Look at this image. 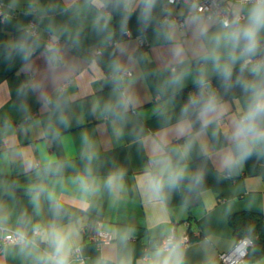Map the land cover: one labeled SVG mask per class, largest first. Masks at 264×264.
<instances>
[{"label":"crops","instance_id":"0c3cea01","mask_svg":"<svg viewBox=\"0 0 264 264\" xmlns=\"http://www.w3.org/2000/svg\"><path fill=\"white\" fill-rule=\"evenodd\" d=\"M165 4L0 0V237L2 228L30 237L0 250V264H53L54 232L67 257L81 247L86 264H208L235 245L230 214L264 216V144L240 159L230 139L251 91L219 100L214 113L201 110L200 128L182 95L226 65H245L264 84V61L247 63L237 48L232 62L231 46L214 39L232 25L197 16L186 2ZM253 4L234 3V12L246 23ZM259 41L256 54L264 29ZM174 171L183 172L175 187L148 190L150 176ZM99 220L111 241L90 238ZM185 220L202 236L161 248Z\"/></svg>","mask_w":264,"mask_h":264},{"label":"clouds","instance_id":"9594fccd","mask_svg":"<svg viewBox=\"0 0 264 264\" xmlns=\"http://www.w3.org/2000/svg\"><path fill=\"white\" fill-rule=\"evenodd\" d=\"M264 29V0H255L252 8L249 10L247 22L243 25L234 24L227 31L215 35L214 39L217 44L222 40L231 46L229 53L232 62L238 57L235 54L237 48L241 53L247 56L256 54L259 47V33ZM219 59V56L216 57ZM230 71L229 66H225V76ZM251 99L247 111L233 122V130L230 136L235 146L236 153L240 159H244L252 154V151L258 145L264 144V84H252L250 86ZM203 111L214 113L216 105L214 100H210L204 107ZM232 155L229 154L224 158L225 164H230ZM158 163H164L160 161ZM183 178V172H170L165 178L162 174L150 176L147 182L148 190L154 195L159 196L164 187H175L180 179ZM52 244L55 249V260L53 264H69L65 254L66 241L64 236L59 232L53 233ZM170 259H165L162 264H170ZM179 264V261H175Z\"/></svg>","mask_w":264,"mask_h":264},{"label":"trees","instance_id":"16d2710c","mask_svg":"<svg viewBox=\"0 0 264 264\" xmlns=\"http://www.w3.org/2000/svg\"><path fill=\"white\" fill-rule=\"evenodd\" d=\"M237 23L243 25L245 20H235L232 26ZM224 72L225 70L218 72L209 79L192 84L182 91L188 115L196 128L202 126L199 113L210 100L216 103L219 100L241 96L250 90V86L255 84L259 77L258 72L245 65L230 68L227 76ZM195 162L194 176L198 184L203 186L208 181L206 168L200 160ZM229 223L236 240L248 237L253 241L247 257L249 262L264 257V216L262 213L252 210L236 211L230 214ZM208 264H221V261L217 258Z\"/></svg>","mask_w":264,"mask_h":264},{"label":"built area","instance_id":"2783aa9c","mask_svg":"<svg viewBox=\"0 0 264 264\" xmlns=\"http://www.w3.org/2000/svg\"><path fill=\"white\" fill-rule=\"evenodd\" d=\"M165 2V9H167L168 4H177L181 2L195 5L194 13L197 16L213 18L224 26H231L235 20H245L246 17L242 12H234L233 4L255 3V0H165ZM0 12L2 14V11ZM169 19H171V17L166 15L165 20ZM174 19H176L179 26L184 24L181 17L175 16ZM30 28L32 34L37 35L38 23L35 20L31 21ZM263 61L264 51L247 58V63H251L254 66L262 65ZM126 74H131V72H126ZM35 115L36 113L32 114L29 118H33ZM97 223L99 225V229L96 232L91 233L90 238L92 241H95L98 244L111 241L113 239L112 233L102 228L103 222L101 220L97 221ZM184 223L186 226L185 231L177 233L174 230L171 234L164 236L160 243L161 248L168 249L177 245L188 246L193 242L194 238L202 236L201 231L193 232L191 230L190 220H185ZM2 229L3 232L0 237V250H3V248L8 244L18 243L30 239V237L21 231L6 228ZM39 231L40 229L37 228L35 230V234L37 235ZM252 246L253 241L250 238L245 237L238 239L230 250L220 252L218 258L221 261V264H250L247 257ZM51 257L55 260V253H51ZM68 260L69 264L72 261H75L76 264H86V257L84 256L81 247L74 248Z\"/></svg>","mask_w":264,"mask_h":264},{"label":"rangeland","instance_id":"374dc122","mask_svg":"<svg viewBox=\"0 0 264 264\" xmlns=\"http://www.w3.org/2000/svg\"><path fill=\"white\" fill-rule=\"evenodd\" d=\"M252 264H262V261H258V262L252 263Z\"/></svg>","mask_w":264,"mask_h":264}]
</instances>
